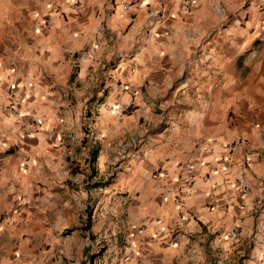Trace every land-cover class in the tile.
Here are the masks:
<instances>
[{
	"label": "crops",
	"instance_id": "0c3cea01",
	"mask_svg": "<svg viewBox=\"0 0 264 264\" xmlns=\"http://www.w3.org/2000/svg\"><path fill=\"white\" fill-rule=\"evenodd\" d=\"M184 1L0 0V264H82L77 224L96 231L98 173L120 159L143 228L130 264H231L246 242L264 264V0ZM126 84L134 108L107 110Z\"/></svg>",
	"mask_w": 264,
	"mask_h": 264
},
{
	"label": "rangeland",
	"instance_id": "374dc122",
	"mask_svg": "<svg viewBox=\"0 0 264 264\" xmlns=\"http://www.w3.org/2000/svg\"><path fill=\"white\" fill-rule=\"evenodd\" d=\"M122 164L120 159L117 165H114V170L103 175L98 173V222L96 231H92L90 234L89 219L86 216L89 213V207L84 213L86 218H82L77 224V229L82 232L81 241L90 246L85 253L84 257L86 258L82 264H130L137 255L132 248L134 241H137V235H141L143 232V228L133 226L131 218L136 213L137 208L135 207L139 194L133 177L128 174L123 176L118 174ZM110 184H114V191H105L104 188ZM107 205L110 206V212L107 211ZM254 230H257V224L254 226ZM64 232V236L67 237L68 235L72 236L74 231L66 230ZM246 243L241 250L240 257H227V262L231 261V264H234L233 261H236V264H244L249 260L251 249ZM251 245L253 246V244ZM70 248L73 250L76 247L71 245ZM215 259V256H211L212 264H214Z\"/></svg>",
	"mask_w": 264,
	"mask_h": 264
},
{
	"label": "built area",
	"instance_id": "2783aa9c",
	"mask_svg": "<svg viewBox=\"0 0 264 264\" xmlns=\"http://www.w3.org/2000/svg\"><path fill=\"white\" fill-rule=\"evenodd\" d=\"M197 0H185L184 1V8H190L194 3H196ZM131 4L130 3H125L123 6V10L125 12H128L131 9ZM50 24L49 22H46V25ZM264 38V36H262ZM29 77H31L29 75ZM29 90V94L31 95L33 92V86L32 84L30 85ZM121 91L124 94H128L129 99L121 104V103H116L113 106H106L107 110L115 113V114H123L126 112L131 111L134 108L135 105V100H136V96L137 93L135 92V90L130 86V85H124L121 86ZM23 104V98L20 94V92H18L14 87L11 88L9 90L8 93V105H7V110L14 114L17 115L19 118V122H20V131L22 134V137L24 138H29L32 137L34 135H36L37 133H39L42 130V125L43 123L41 122V120H39L38 118H36L33 115H26L24 116L23 114L20 113V108L21 105ZM24 118H29L28 121H24ZM223 163L225 164V168H228V159L224 160ZM195 168H196V162H192L188 165L187 171H188V175H189V180L188 183L191 185L194 181L195 178ZM237 183L239 184L238 186L240 187V189L242 190L243 194L246 195V191H245V187L243 179L242 178H238L237 179ZM143 231V230H142ZM140 231V232H142ZM240 235V227H235L231 233L230 236L232 238L238 239Z\"/></svg>",
	"mask_w": 264,
	"mask_h": 264
}]
</instances>
